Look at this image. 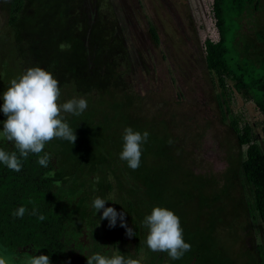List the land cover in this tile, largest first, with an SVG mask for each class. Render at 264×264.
I'll return each instance as SVG.
<instances>
[{
    "label": "trees",
    "instance_id": "trees-1",
    "mask_svg": "<svg viewBox=\"0 0 264 264\" xmlns=\"http://www.w3.org/2000/svg\"><path fill=\"white\" fill-rule=\"evenodd\" d=\"M30 3V0H7L5 24L14 31V35H20V31H25L27 25L23 24V19L32 9ZM40 3L43 5L42 15L39 17L41 25L37 26L44 32H42V40L37 39L40 42L28 43L25 50L29 54L30 67L39 66L49 71L54 78H57L59 84L62 83V77L67 75L68 81L65 86L71 87L70 91L74 95L80 93L85 96L88 111H84L80 116L65 114L68 124H73L69 126L74 129L77 137L75 142L80 146L62 139L50 141L44 150L51 154L47 168L37 163L35 154H30L22 162L20 172H14L0 164V249L7 253L27 256L47 255L51 264H86V254L80 252L83 244L75 237L76 241L67 237L71 221L84 222L82 215L85 212L84 215L89 214L88 222L85 223L91 228V240L104 236L97 248L106 244L110 247L109 249L106 245L101 248L100 253L110 255L118 250L126 258L136 259L142 246H146V254L141 264H264V242L256 243L252 248L240 246L237 251L234 249L235 252L227 245L224 246L223 241L217 243L219 239L215 236V226L222 220L218 212L226 214L228 210L229 213L250 214L252 220L263 224L261 231L264 234V152L260 150L251 126L245 122L240 124L236 116L229 117L231 114L229 91L233 90L244 100L251 101L262 115L263 125L260 129L264 138V33L256 32L251 43L241 31L242 19L246 15L253 17V13L258 9V0H211L217 39L203 40L204 61L206 69L215 76L222 89L216 100L218 120L229 128L237 148L234 156L227 158L226 169L216 177L207 176L210 174L199 170V160H196L194 151L201 134L194 132L190 126L186 127L183 122H177L173 114L164 116L162 110L144 114L142 109L136 108L138 106L135 105V100L128 96V93L125 92L124 95L118 93L116 74H109L106 80L102 79L97 83L87 79L83 74L84 69L87 70V56L83 59L75 56L62 60L66 46L62 49L55 44L57 40H64L63 29L66 26L76 28L78 31L77 34H73L77 36L75 43L71 39L73 35H69L71 38L66 39L69 48L83 43L79 30H84L87 26L86 30L91 31L93 28L90 36L98 43V51L104 52L106 49L105 43L100 41L105 37L101 35V26H97L99 23L96 20L89 21L85 18L87 11L81 0H61L56 4L53 1L45 3L42 0ZM54 6L57 8L56 14H53ZM63 15L69 17L74 15L75 21H65ZM58 16H62L60 22L55 21ZM89 22L91 25L88 24ZM57 26L61 28V32L54 31ZM147 31L156 43L157 33L152 24H147ZM45 36L52 39L58 37V39L48 45ZM44 43L48 47H44ZM6 45L9 46V50L5 51V46L0 51L3 54L8 53L9 57L18 51L24 53L20 46L16 48L19 44L13 39ZM34 52L40 54L34 58ZM17 54L20 58L19 64L25 67L27 65L24 62L25 55L21 57L19 53ZM114 60L111 59L110 63L113 64ZM23 67L22 69L18 67L20 73L26 70ZM227 81L230 83L229 88H226ZM104 107L115 112L113 114L131 113L128 114L129 116L122 114L121 117H125L122 124L111 125L110 131L106 134L107 129L101 131L93 121L94 115H102ZM226 118L227 123H224ZM129 126L141 133L147 131L149 137L142 145L140 166L137 168L140 171L134 170L139 178L134 184L135 187L130 189L131 192L129 191L134 197H129L120 203L115 201V197L113 199L110 191H112L111 180H114L112 175H117L121 170L116 166L108 169L105 162L108 156L111 157L116 151L122 150L123 129ZM169 140L172 141L171 144L168 143ZM0 147L9 151L14 150L11 144L3 140H0ZM74 147L79 152L76 159L74 158L75 163L71 154L68 156V149L72 150ZM57 156L59 159L70 158V163H67L66 167H60ZM126 168H128L127 163H125ZM173 168L179 172L174 174L175 191L170 193L173 202H168L165 196L153 198L155 194L152 190L168 181ZM119 174L122 180L129 182L127 171ZM237 175L241 176L249 191V198L245 203H238L240 207L235 205L237 199L231 196L236 190L233 180ZM95 177H99L98 183L95 182ZM212 183L214 204L209 211L211 215H206L210 220L206 219V222L199 223L197 222L199 212L208 210L210 206L205 196ZM101 187L108 195L105 207L112 204L111 207L117 212H124L125 221L129 222V227L135 232L130 243L124 240L125 228L120 227L119 220L115 227L109 228L108 221L100 219L102 210L95 213L92 201L96 197L95 189L100 191ZM160 194L159 192V196ZM143 196H146L145 204ZM83 199H86L88 204ZM140 205L144 206L142 212H139ZM20 206L26 207L28 212L34 207L37 208L39 213L45 216V220L40 221L28 212L23 218L14 217L13 213ZM153 206L172 210L180 218L182 228L185 224L192 226L191 229L183 231L184 240L191 245V249L178 260H172L167 253L152 252L147 248L145 243L147 230L142 226V221L145 215L151 213ZM234 235L236 237L237 234ZM226 247L228 249H225ZM129 248L132 252L128 251Z\"/></svg>",
    "mask_w": 264,
    "mask_h": 264
},
{
    "label": "rangeland",
    "instance_id": "rangeland-1",
    "mask_svg": "<svg viewBox=\"0 0 264 264\" xmlns=\"http://www.w3.org/2000/svg\"><path fill=\"white\" fill-rule=\"evenodd\" d=\"M30 1L32 9L23 19V24H26L27 27L24 32L20 31V35H14V31L5 24L7 0H0V49L6 46L5 51L9 50V46L6 43L11 42L13 39L14 42L19 44L16 48L20 46L24 52L18 51L17 53L21 57L25 55L24 62L27 64L25 67L19 64L20 58L17 53L9 57L8 53L3 54L0 51V104H2L3 92L10 86V80L22 74L19 72V68L27 69L31 66L29 54L25 51L28 43L37 44V42L42 40V32L44 30L37 26L41 25L39 17L42 15L43 5L40 3L42 0ZM43 1L45 3L53 1L56 4V2L58 3L61 0ZM81 2L87 11L85 18L89 21L96 20L99 23L97 26H101V35L105 37L100 41L105 43V51H98V43L94 40L95 38L92 40L90 36L93 28L89 31L86 30L87 26L86 28L82 26L85 29L79 30L83 43L72 46V49L69 48L70 45L66 39L70 37L69 35L77 34L78 31L76 28H71V26H66L63 29L65 31L63 41H58V37L52 39L45 36L48 40V45L57 40L55 44L57 47L66 46L65 50H63L64 52L62 51L64 55L62 60L75 56H80L79 58L83 59L87 56V70L84 69L83 74L87 76V79L95 83L102 79L106 80L109 74H116L118 93L122 95L125 92L128 93V96L135 100V105L137 104L138 106L136 108L142 109L141 111L144 114L162 110L164 116L173 114V118L177 122H183L186 127L190 126L191 129H194V132L201 134L198 138V146L194 151L196 160H199V170L210 174L207 176L212 175V177L222 173L227 167V158L234 156L237 148L235 138L229 128L218 120L219 114L216 100H218L222 89L218 85L215 76L206 69L204 61L203 40L205 38H209L212 41L217 39L211 12V0H81ZM56 12L57 8L54 6L53 14H56ZM61 17L58 16L54 19L56 22H60L62 18L65 21H75L74 15L70 17L63 15ZM148 23L152 24L156 30L158 38L156 43H154L147 31ZM54 31L61 32V28L57 26ZM241 31L251 43H253V36L256 32L261 31L262 34L264 33V0H258V9L253 13V17L246 15L242 19ZM72 37L70 38L75 43L77 36L73 35ZM39 38H41L40 41H37ZM87 40L88 42L90 41L89 44ZM48 45L44 43V47H48ZM38 55L34 52V58ZM111 59H115L113 64L110 63ZM67 81L68 76L64 75L61 80L62 83L59 84L61 90L60 103L63 100L66 102L73 97H85L80 93L74 95L70 91L71 87L65 86ZM86 84L88 85V83ZM229 87L230 83L227 81L226 88ZM224 91H227V89H224ZM229 92V107L231 110L229 117L236 116L240 124L243 122L249 124L257 137L256 142L260 150L264 152V138L260 129L263 125L262 115L251 101L244 100L239 93L233 90ZM92 101L94 102V97ZM107 109V107H104L101 112L102 115H94L93 119L101 131H103L102 129H107L105 131L106 134L110 131L111 125L122 124L123 119H125V117H121L122 114L128 115L131 113L113 114L115 112ZM123 109L126 110L125 107ZM86 110L88 111V109ZM187 117L188 119H186ZM4 119L6 117L0 112V130H2ZM227 120L226 118L224 123H227ZM70 125L72 126L73 124ZM105 133L103 132V134ZM75 144L78 147L80 146L79 143L75 142ZM241 151H243V148H241ZM120 152L121 150L113 153L111 157L108 156L105 163H107L108 169L116 166L121 172L127 171L129 174V182L120 178L119 173L121 172L117 175H112L115 182L111 180L112 191H110V195H112L113 199L115 197V201L121 203L129 197H134L130 193V189L135 187L134 184L139 178L134 170L129 167L125 169L126 162L120 160ZM70 154L72 159H76L79 154L78 149L75 147L72 150L68 149V156ZM57 158L60 167H66V164L70 163V158L64 159L62 157V159H59V156ZM75 159L73 163H75ZM139 171L140 169H136V172ZM174 174H179L175 168L171 170L170 178L166 183L158 185L152 190V193L155 194L153 198H163L165 196V199L169 200L168 202H173L170 193L175 189ZM233 182L237 190L231 194L233 198L237 199L235 205L242 202L244 204L245 200L249 198L247 185H245L240 175H237ZM90 187L93 188V186ZM95 190L94 195L96 197L107 198L108 195L102 187L100 191L99 189ZM159 192L161 193L160 196ZM213 194L214 185L212 183L206 193L207 196H205L208 198L207 202L210 206L208 210H200L197 222L203 223L206 222V219L210 220L206 215H211L209 211L214 204ZM145 198L146 196H143L144 204ZM84 202L88 204L86 199ZM108 206L111 207L112 204H108ZM140 207L139 212H142L144 206L140 205ZM238 207L240 206L238 205ZM86 208H88V205ZM241 209L243 208L241 207ZM84 213L82 215L84 222L76 223L71 221L70 227L68 226L67 232L69 234L67 237L74 241L77 238V241L83 244L80 252L83 251L82 253L88 257L93 253L100 252L101 248L107 244L101 247L98 246V249L97 245L103 240L104 236L91 240V228L88 223H85L88 222L89 214L84 215ZM218 215L222 220L218 221L215 226V236L219 239L217 243H220L221 240L224 242V246L227 245L233 251H237L240 246L242 248L243 246L252 248L256 243L264 242V234L261 231L263 224H260L257 220H252L250 214L246 212H243V214L229 213L228 210L226 214L218 212ZM126 224L129 227L128 221ZM183 227V231L192 228V226H187L186 224ZM234 234H237L236 237H234ZM123 236L125 237V242H131V237H127L125 233ZM104 240L107 241L106 238ZM106 241L103 242L105 243ZM106 247L110 249L109 245ZM225 249L228 248L226 247ZM145 250L146 246H142L141 251L136 255V259H141L142 261L146 254ZM128 251L132 252V249L129 248ZM0 255H5L9 264H25L26 258L29 257L23 254L7 253L3 249H0Z\"/></svg>",
    "mask_w": 264,
    "mask_h": 264
},
{
    "label": "clouds",
    "instance_id": "clouds-1",
    "mask_svg": "<svg viewBox=\"0 0 264 264\" xmlns=\"http://www.w3.org/2000/svg\"><path fill=\"white\" fill-rule=\"evenodd\" d=\"M65 46L61 45L63 49ZM61 90L59 81L53 74L39 66L29 67L19 76L10 80V86L3 92L0 112L6 117L0 140L11 144L14 150L0 147V164L14 172H20L22 162L30 154L37 156V163L47 168L51 161V154L45 150L46 145L53 139H62L73 144L77 137L74 129L69 126L65 114L80 116L88 107L83 97H73L60 103ZM149 133L125 127L122 133V150L119 158L128 167L136 170L140 166L142 145L147 142ZM172 143L171 140L168 141ZM99 182V177H95ZM106 199L97 196L92 201V207L102 210L101 220L108 221V227L125 228V235L132 237L135 232L125 222V213L117 212L113 207H105ZM28 209L20 206L13 213L14 217L23 218ZM29 215L38 220H45V216L33 208ZM142 226L147 230L145 243L152 252H164L172 260L180 259L185 252L190 251L191 245L183 237L180 218L166 207L153 206L151 213L145 215ZM0 264H9L5 255H0ZM25 264H51L47 255H31ZM86 264H141V259L125 257L118 250L113 254L96 252L86 258Z\"/></svg>",
    "mask_w": 264,
    "mask_h": 264
}]
</instances>
